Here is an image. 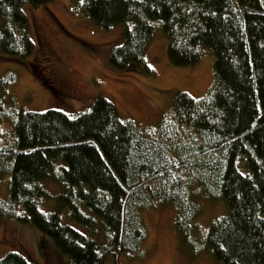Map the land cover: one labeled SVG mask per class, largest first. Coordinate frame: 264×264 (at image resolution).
Returning a JSON list of instances; mask_svg holds the SVG:
<instances>
[{
    "label": "trees",
    "instance_id": "trees-1",
    "mask_svg": "<svg viewBox=\"0 0 264 264\" xmlns=\"http://www.w3.org/2000/svg\"><path fill=\"white\" fill-rule=\"evenodd\" d=\"M51 1L0 0L1 54H34L23 8ZM73 7L103 29L124 25L108 57L115 70L135 66L152 74L144 56L159 30L174 66L195 65L210 50L212 83L198 99L178 92L174 120L143 131L121 120L104 97L70 117L55 108L7 111L0 96V118L13 131V143L0 147V175L8 176L0 216L32 226L68 264H109L112 249L144 257L139 211L153 203L174 207V226L191 243L200 191L226 208L203 230L207 252L220 264H264V0H75ZM15 80L7 72L1 86ZM46 180L64 183L57 199L67 221L58 209L40 211L38 203L49 198ZM0 264L38 263L8 252Z\"/></svg>",
    "mask_w": 264,
    "mask_h": 264
},
{
    "label": "rangeland",
    "instance_id": "rangeland-1",
    "mask_svg": "<svg viewBox=\"0 0 264 264\" xmlns=\"http://www.w3.org/2000/svg\"><path fill=\"white\" fill-rule=\"evenodd\" d=\"M74 1L52 0L42 6L23 8L35 51L24 60L0 53V96L7 111L14 108L16 111L43 112L55 108L75 117L89 111L97 97H104L115 106L121 120H129L143 131L174 120L172 109L178 92H186L198 99L210 87L214 63L210 50L205 49L195 65L174 66L168 59L167 41L159 30L144 56V63L152 74L146 75L135 66L115 70L108 57L113 48L121 43L124 25L103 29L80 14L73 7ZM1 26L0 19V31ZM7 72L15 75L16 80L11 86L3 88L1 80ZM12 140L11 122L2 117L0 147L12 144ZM43 185L49 198L45 197L40 202L42 208L38 203L40 211L50 213L58 209L62 219L67 221V212L60 208L57 199L64 192V183L46 180ZM191 189L199 191L197 185ZM7 196L8 176L0 175V199ZM196 197L201 209L197 217L199 226L188 232L191 243L183 239L174 226V207L153 203L139 211L147 229V239L141 248L144 257L128 259L112 249L106 254L107 262L220 264L207 252L202 239L203 230L225 214V204L200 191ZM17 211L22 214V206ZM97 228L94 237L98 243H103L101 229ZM8 252L21 253L31 263L68 264V259L57 251L49 238H44L30 225L0 216V258Z\"/></svg>",
    "mask_w": 264,
    "mask_h": 264
}]
</instances>
